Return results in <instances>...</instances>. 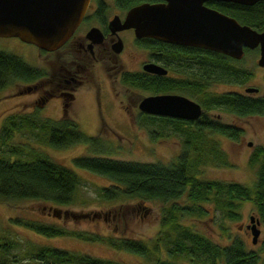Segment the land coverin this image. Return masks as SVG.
<instances>
[{
	"label": "trees",
	"instance_id": "trees-1",
	"mask_svg": "<svg viewBox=\"0 0 264 264\" xmlns=\"http://www.w3.org/2000/svg\"><path fill=\"white\" fill-rule=\"evenodd\" d=\"M207 3L243 23L259 30L264 29V0L252 4L217 0ZM249 50L246 48L245 53ZM243 57L236 59L220 52H203L201 59L196 60L201 64L202 71L199 77L190 79H171L150 73L122 77L123 82L152 93L177 89L196 95L203 113L194 122L140 112L142 120H157L171 123L175 129H185L181 150L174 160H127L106 154V150L101 153L95 149L91 154L85 153L73 158L75 165L111 178L112 183L99 187L101 198L110 200L135 197L139 202L137 205L144 208L146 200L169 201L161 215V225L152 244L140 237L119 236L66 225L65 217L87 219L97 215L98 211L61 209L59 205H68L76 199L81 178L72 167L58 162L37 147L42 141L53 146H66L81 141L91 146L100 137L85 134L76 121L44 118L35 111L9 114L0 124V199L34 198L47 201L53 204L48 214L54 215L56 220L15 216L11 218L12 222L45 236L73 235L103 242L143 255L152 264H258L260 260L264 264V236L253 242L258 243L257 247L248 246L236 234L228 242L219 243L198 229L194 221L186 219L205 214L203 204L209 202L221 210L223 216L235 220L240 216L239 201L251 200L255 208L253 214L264 224V145H258L249 158L250 163L257 166L252 184L198 177L199 164L214 162L215 159L223 164L228 163V158L213 134L218 131L236 138L240 132L232 123L209 118L207 109L223 108L238 115L264 110V94H253L245 88L244 91L208 89L210 83L217 80L236 83L247 81L252 70L243 65ZM41 74L43 71L37 65L28 63L17 53L0 48V89L14 82L35 79ZM19 130L34 135V141L28 138L22 142L14 141L15 133ZM151 131L153 137L161 134L159 130ZM183 196L185 201L180 202L178 199ZM222 229L228 232L226 226H222ZM20 244L17 234L9 233L8 227L1 228L0 264H20L22 261L27 264H117L110 257L87 251L31 240H24L22 246Z\"/></svg>",
	"mask_w": 264,
	"mask_h": 264
},
{
	"label": "rangeland",
	"instance_id": "rangeland-1",
	"mask_svg": "<svg viewBox=\"0 0 264 264\" xmlns=\"http://www.w3.org/2000/svg\"><path fill=\"white\" fill-rule=\"evenodd\" d=\"M112 14V10L109 16ZM129 42V41H128ZM0 48L12 51L23 57L25 61L33 65H46L49 75H51L54 62L46 63L48 60H60L66 57L65 48L50 54H38L35 44L21 40L17 36H0ZM131 45L121 54L124 67L131 66L129 59L145 58L144 52L134 50L132 58H129L128 51ZM259 56L257 48H252L245 53L243 65L252 70L249 79L244 83L217 80L211 82L208 89L211 91H225L237 89L244 91L248 85L258 87L253 94H264V65L257 63ZM68 59V57H67ZM114 71L111 61H100L92 66L91 73L87 78L98 91V85L101 84L103 93L98 92L102 99L107 97L112 99L113 105L108 101H102L99 107L94 103L92 91L85 84L77 89L76 97L68 109L69 115L75 117L79 122L80 129L85 134L99 136V141L94 145H87L85 142L77 141L66 146H53L42 141L37 148L45 151L53 159L67 166L72 167L80 176L76 199L68 205H59L65 208L84 211H98L97 215L90 218L65 217V223L69 227L86 228L103 233L114 235L140 237L152 244L153 237L160 228L161 215L169 205V201L160 199H151L145 201V208L137 205L139 202L135 197H120L106 200L98 194L100 186L112 183L107 175L75 165L73 158L81 154H91L93 149L116 158L140 161L161 160L168 162L174 160L181 150L184 130L175 129L171 123L160 121L142 120L140 109L137 107L139 100L150 92L147 89L133 86L129 89L122 83L121 79ZM37 81L35 80L36 83ZM32 81H30V84ZM27 81H19L8 84L0 89V124L9 114L29 112L32 108L40 106L35 102V89L26 90L24 85ZM183 91V90H182ZM183 93V92H182ZM188 94V93H186ZM189 96L198 101L195 94ZM123 99L127 109L119 106L117 99ZM59 99L50 101L44 108L36 109L41 117L47 118L45 114L52 118L60 114ZM101 109V110H100ZM206 114L211 119H219L223 122L232 123L240 129L236 138H232L218 131L213 134L217 139L219 147L228 158V163L223 164L215 159L214 162H208L198 165V177L235 180L245 184H252L255 179L257 166L250 163V155L258 145H264V110L259 113H250L238 115L223 108L207 109ZM50 117V118H51ZM151 130H159L161 134L152 136ZM21 131V132H19ZM15 133L14 141L22 142L25 138L34 141L35 136L19 130ZM252 141V144H248ZM180 202L185 198L180 197ZM143 203V202H142ZM205 214L185 217L187 221H194L197 228L206 235L219 243L228 242L234 234L240 236L248 246L257 247L258 243H253L251 230L246 228L249 223V216L255 212L254 204L251 200L239 201V218L230 219L223 216V212L216 209L211 203L204 202ZM53 206L47 201L34 198H19L12 200L0 199V229L9 228V233H15L20 237L21 246L24 240H31L38 243H47L68 249L87 251L92 254L106 256L114 259L117 264H152L148 258L125 249L115 248L99 241H89L75 237L73 235L45 236L30 228L12 222L11 218L15 216H29L37 219L52 221L56 220L54 215L48 212ZM55 218H54V217ZM184 218V219H185ZM63 221L62 219H58ZM11 221V222H10ZM226 226L228 232L222 229ZM261 229L258 240L264 236V224H259ZM20 264H27L26 261ZM222 264V263H220ZM258 264H263L262 260Z\"/></svg>",
	"mask_w": 264,
	"mask_h": 264
},
{
	"label": "water",
	"instance_id": "water-1",
	"mask_svg": "<svg viewBox=\"0 0 264 264\" xmlns=\"http://www.w3.org/2000/svg\"><path fill=\"white\" fill-rule=\"evenodd\" d=\"M208 0H162L131 6L121 20L114 15L112 30L134 27L136 36H152L165 41L201 46L240 59L245 49L259 47L257 63L264 65V29L250 24L206 3ZM252 4L258 0H218ZM89 0H0V36H17L39 48L54 50L60 47L82 20ZM92 26L88 34L98 35ZM122 42H116L120 50ZM150 72L165 73L166 68L146 62ZM246 91H257L248 85ZM140 111L181 119H197L203 113L201 103L185 94L158 92L144 95L138 103ZM252 144V141H248ZM258 216L250 214L247 227L252 242L260 234Z\"/></svg>",
	"mask_w": 264,
	"mask_h": 264
},
{
	"label": "flooded vegetation",
	"instance_id": "flooded-vegetation-1",
	"mask_svg": "<svg viewBox=\"0 0 264 264\" xmlns=\"http://www.w3.org/2000/svg\"><path fill=\"white\" fill-rule=\"evenodd\" d=\"M159 1L162 0H89L82 20L69 38L60 47L54 50H46L36 46L38 54L40 55L56 53L58 56L59 53H57V51L65 48L66 57L60 58V60L53 59L46 62H54L52 63L54 64L52 65L54 71L52 70L51 75H49L46 65L42 64L37 66L43 71V74L35 79L25 80L28 82V84L24 85L26 87L25 89H35L37 94L34 100L42 106L32 108L33 110L30 112L35 111V113H37L36 109L38 108H43L44 110L45 106L50 101L58 98L61 115L54 117L53 119L63 121L73 120L79 125L77 119L69 115L68 109L76 97L77 89L84 84H87L88 86H86L89 87L90 91H92L94 103L96 105L100 107L102 101L106 100L109 104L113 105L111 98L107 97L102 99V96L100 97V95H98V92L100 91L103 93L101 84L99 83L97 91L87 78V74L91 73L92 66L102 60L103 62L111 61L112 68L114 69L111 73L116 74L115 76H118L121 81L124 75L136 77L138 75H146L149 73L164 75L171 79H190L199 77L202 67L196 60L201 59L203 52L219 53V51L201 46L165 41L152 36H136L134 27H124L116 30L111 29L109 21L114 15H118L120 19L123 20L125 13L131 6L145 2L154 3ZM208 1H206V3ZM111 10L112 14L109 16ZM92 26L99 28L100 32H98V35L88 34V31ZM117 41L122 42L121 49L118 51L116 50ZM128 45L144 52L145 58L136 59L135 61L129 59V62L133 63H131L130 67H124L123 65L125 63L121 54L127 49ZM132 48L128 51L129 58L133 57L131 52L134 54V50ZM255 48H257L259 53V47ZM146 62L158 63L166 68V72L157 73L147 71L144 68V64ZM35 80L37 82L33 83ZM30 81H32L31 84ZM122 83L126 85V88H134V85H130L123 81ZM132 86L133 88H131ZM168 92H177L187 96L190 94L186 91L177 89L169 90ZM117 101L119 106L127 109L122 98L117 99ZM37 114L41 116L40 113ZM45 115L46 117H51L48 114ZM192 121L194 122L196 119H193ZM246 228L248 229L249 227L246 226Z\"/></svg>",
	"mask_w": 264,
	"mask_h": 264
}]
</instances>
